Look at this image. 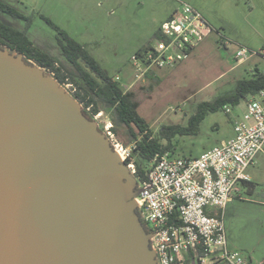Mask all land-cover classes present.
Segmentation results:
<instances>
[{
    "label": "water",
    "instance_id": "95a60500",
    "mask_svg": "<svg viewBox=\"0 0 264 264\" xmlns=\"http://www.w3.org/2000/svg\"><path fill=\"white\" fill-rule=\"evenodd\" d=\"M140 192L82 104L0 46V264H156Z\"/></svg>",
    "mask_w": 264,
    "mask_h": 264
},
{
    "label": "rangeland",
    "instance_id": "374dc122",
    "mask_svg": "<svg viewBox=\"0 0 264 264\" xmlns=\"http://www.w3.org/2000/svg\"><path fill=\"white\" fill-rule=\"evenodd\" d=\"M2 1L31 18L28 36L36 46L54 56L66 73L76 74L60 54L57 30L44 16L84 44L109 76L119 77L117 82L121 88L135 91L139 113L149 123L154 136H158L165 125H187L200 101L224 94L238 79L252 77L256 66L264 71V0ZM185 3L197 6L214 18L212 32L182 61L156 67L152 72L160 78L159 82L147 75L137 77L139 70L133 62V54L144 42L153 39L158 25L169 13L181 9ZM0 21L20 30L27 25L26 20L1 10ZM242 46L259 54L238 62L236 53ZM62 86L73 95L75 85ZM248 99L250 96L239 105L230 106V111L210 112L197 134L177 135L173 139L174 154L197 157L219 146L222 140L234 137V118L246 111ZM95 120L104 131V124L110 118L103 112ZM115 136L124 144L123 135ZM133 159L148 166L138 155ZM246 172L254 180V192H248L242 185L241 197L227 204L226 231L229 246L242 252L247 264H264V150L255 156Z\"/></svg>",
    "mask_w": 264,
    "mask_h": 264
},
{
    "label": "built area",
    "instance_id": "2783aa9c",
    "mask_svg": "<svg viewBox=\"0 0 264 264\" xmlns=\"http://www.w3.org/2000/svg\"><path fill=\"white\" fill-rule=\"evenodd\" d=\"M212 30L198 9L183 4L165 21L159 36L133 54L137 77L182 61ZM255 54L259 52L242 46L236 59L244 62ZM225 109L230 111V105ZM112 126L108 120L104 132L126 161L134 144L119 142ZM234 131V137L197 157L178 156L171 151L157 154L146 170V178L138 181L141 192L135 197L137 212L152 234L150 246L156 264H186L188 257L190 264H247L242 252L229 246L224 211L233 198L241 195V186L250 181L247 168L264 150V89L251 95L246 111L234 118ZM127 165L134 174L135 163Z\"/></svg>",
    "mask_w": 264,
    "mask_h": 264
},
{
    "label": "trees",
    "instance_id": "16d2710c",
    "mask_svg": "<svg viewBox=\"0 0 264 264\" xmlns=\"http://www.w3.org/2000/svg\"><path fill=\"white\" fill-rule=\"evenodd\" d=\"M0 10L15 18L27 21L24 30L0 21V46L23 54L27 61H35L61 84L75 85V91L72 94L82 104L84 113L90 119H95V116L100 112L106 113L112 121L114 133L124 136V145L134 144L131 158L126 159L125 162L127 164L132 161L135 163L136 172L134 175L139 182L146 178V170L157 154L166 151L174 152L176 145L173 139L177 135L197 134L201 122L210 112L225 109L226 105H239L243 99L264 89V71L256 67L252 77L238 79L235 86L229 91L214 99L200 101L194 113L189 116L187 125H165L159 135L154 136L149 123L139 113V101L135 91L121 88L117 80L106 73L84 44L77 41L50 18L44 16L47 23L57 30L60 54L73 66L76 72V74L66 73L54 56L36 46L28 36V29L31 25L30 17L2 0H0ZM159 34L160 29L154 33L153 38ZM147 77L156 82L160 81V78L152 71L148 72ZM134 155H138L148 166L135 161ZM244 186L249 192H252L256 185L252 181H246ZM186 264H190V257L186 260Z\"/></svg>",
    "mask_w": 264,
    "mask_h": 264
},
{
    "label": "crops",
    "instance_id": "0c3cea01",
    "mask_svg": "<svg viewBox=\"0 0 264 264\" xmlns=\"http://www.w3.org/2000/svg\"><path fill=\"white\" fill-rule=\"evenodd\" d=\"M203 15H204V17L210 22V24L212 25V26H214V24H213V22H212V20L214 21V18H212V16L210 15V14H208L207 12H203L202 11V9L200 10V8H198L197 6H195ZM175 11V10H174ZM171 14H173V12H171V13H169V15H168V17L166 18V19H164L163 21H166L170 16H171ZM162 21V22H163ZM162 22L158 25V27H157V29H156V31L158 30V29H160L161 27H162ZM150 40H148V41H146V42H144V44L143 45H141L137 50H139V49H141L143 46H145L148 42H149ZM196 49V48H195ZM194 49V50H195ZM136 50V51H137ZM193 50V51H194ZM256 67H258V66H256ZM259 68V67H258ZM260 69V68H259ZM261 70V69H260ZM263 71V70H262ZM128 89V88H127ZM241 115H236L235 116V118H237V117H240ZM223 141H226V140H222V142ZM250 181H252V182H254V180L251 178V175H250ZM255 189V188H254ZM254 189H253V191L252 192H250V193H253L254 192ZM249 192V191H248ZM236 197H241V195L240 196H236ZM235 197V198H236ZM233 200V199H232Z\"/></svg>",
    "mask_w": 264,
    "mask_h": 264
}]
</instances>
